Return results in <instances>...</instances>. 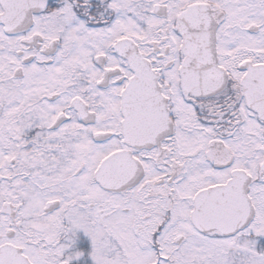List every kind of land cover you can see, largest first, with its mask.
<instances>
[{"label": "snow or ice", "instance_id": "6c2138e0", "mask_svg": "<svg viewBox=\"0 0 264 264\" xmlns=\"http://www.w3.org/2000/svg\"><path fill=\"white\" fill-rule=\"evenodd\" d=\"M0 264H264V0H0Z\"/></svg>", "mask_w": 264, "mask_h": 264}, {"label": "rangeland", "instance_id": "374dc122", "mask_svg": "<svg viewBox=\"0 0 264 264\" xmlns=\"http://www.w3.org/2000/svg\"><path fill=\"white\" fill-rule=\"evenodd\" d=\"M81 235V242H80V246L81 245H86V247H82V248H87L89 251H90V240H88L87 238H84L82 237V234H79ZM89 259V262H90V257L88 258Z\"/></svg>", "mask_w": 264, "mask_h": 264}, {"label": "trees", "instance_id": "16d2710c", "mask_svg": "<svg viewBox=\"0 0 264 264\" xmlns=\"http://www.w3.org/2000/svg\"><path fill=\"white\" fill-rule=\"evenodd\" d=\"M82 247H86V245H81Z\"/></svg>", "mask_w": 264, "mask_h": 264}]
</instances>
